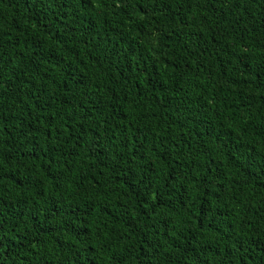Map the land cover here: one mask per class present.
I'll use <instances>...</instances> for the list:
<instances>
[{
	"label": "trees",
	"instance_id": "16d2710c",
	"mask_svg": "<svg viewBox=\"0 0 264 264\" xmlns=\"http://www.w3.org/2000/svg\"><path fill=\"white\" fill-rule=\"evenodd\" d=\"M0 264H264V0H0Z\"/></svg>",
	"mask_w": 264,
	"mask_h": 264
}]
</instances>
